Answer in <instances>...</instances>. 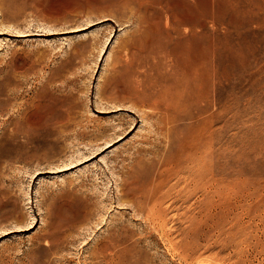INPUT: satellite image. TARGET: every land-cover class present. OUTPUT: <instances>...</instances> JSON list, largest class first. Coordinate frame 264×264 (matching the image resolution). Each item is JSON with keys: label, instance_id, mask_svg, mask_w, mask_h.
<instances>
[{"label": "rangeland", "instance_id": "374dc122", "mask_svg": "<svg viewBox=\"0 0 264 264\" xmlns=\"http://www.w3.org/2000/svg\"><path fill=\"white\" fill-rule=\"evenodd\" d=\"M129 1L0 0V264H264V0ZM155 5L203 104L116 76Z\"/></svg>", "mask_w": 264, "mask_h": 264}, {"label": "bare ground", "instance_id": "6f19581e", "mask_svg": "<svg viewBox=\"0 0 264 264\" xmlns=\"http://www.w3.org/2000/svg\"><path fill=\"white\" fill-rule=\"evenodd\" d=\"M176 3L183 8L189 6L191 0H177ZM160 10V6L155 5L151 7L152 14L147 15L141 9L136 11L138 34L119 61L116 76L128 78L131 94L136 97L137 106L142 108L157 110L165 104L176 109L183 102L190 103V106L203 104L210 94L211 55L204 51L200 54L193 52L191 35L194 25L191 23L175 24L173 30L170 29V36L165 35L167 39L163 41L159 31L162 23ZM179 16H176L178 20ZM201 28L206 32V24ZM118 93L126 91L119 89Z\"/></svg>", "mask_w": 264, "mask_h": 264}]
</instances>
